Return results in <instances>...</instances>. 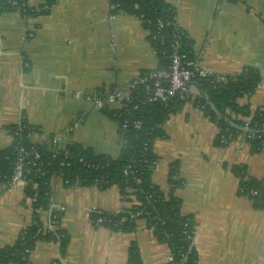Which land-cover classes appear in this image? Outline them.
Masks as SVG:
<instances>
[{"label":"crops","instance_id":"obj_1","mask_svg":"<svg viewBox=\"0 0 264 264\" xmlns=\"http://www.w3.org/2000/svg\"><path fill=\"white\" fill-rule=\"evenodd\" d=\"M172 6L175 25L191 41L192 57L216 76L255 70L259 85L237 103L264 107V0H162ZM40 0H27L40 10ZM147 33L133 16L113 14L109 0H58L46 14L0 13V150L12 141L8 128L22 120L36 129L33 144L52 150L71 145L116 159L121 138L116 122L77 92H103L156 68ZM192 95L199 94L191 86ZM156 140L151 180L169 193L170 165L178 164L181 185L173 190L183 216L192 217L197 264H264V210L240 195V180L264 181V151L251 154L241 139L216 147V127L192 100L170 116ZM56 138L54 143L52 138ZM50 208L39 213L44 232L61 231L63 253L54 241H38L27 264H129L137 248L140 264H168L170 253L138 222L130 233L90 222V212L118 213L124 203L116 187L66 186L52 177ZM53 214L57 220L51 223ZM23 185L0 188V249L12 246L33 224Z\"/></svg>","mask_w":264,"mask_h":264},{"label":"trees","instance_id":"obj_2","mask_svg":"<svg viewBox=\"0 0 264 264\" xmlns=\"http://www.w3.org/2000/svg\"><path fill=\"white\" fill-rule=\"evenodd\" d=\"M42 1L40 10L35 12L28 8L27 0H0V13L18 11L25 17L46 14L58 2ZM109 1L113 14L130 15L141 23L147 33V41L155 51V70L167 68L171 44L175 39L179 41L183 60L192 59L191 41L175 25V12L171 5L162 0ZM159 22L163 24L161 29H158ZM192 85L199 92V97L192 100L193 104L216 127V147H225L241 139L251 154L264 151V107L251 109L237 103L243 96L252 94L259 85L255 70L245 68L235 77H226L225 83L215 82L214 77L206 81L195 79ZM142 100L140 95L139 102ZM190 100L173 98L165 105L140 103L136 109L131 106L117 113H104L118 127L124 121L140 122L139 128L130 125L126 130L118 128L122 146L116 159L94 155L79 145L57 151L52 150L47 142L33 144L30 136L36 129L24 120L18 126L8 128L12 141L6 149L0 150V188L8 185L20 149L28 152L36 149L39 159H29L31 163L25 164L22 177L24 197L31 201L34 223L20 233L12 246L0 249V264H27L28 256L38 241H54L63 253L67 243L64 234L59 230L44 232L39 221V213L50 208L49 184L52 177H59L66 186L76 183L79 186L97 185L101 190L116 187L122 201L129 207L118 213L93 214L92 221L100 217L103 220L100 227L120 233L132 232L142 221L152 236L167 246L171 258L168 264H197L193 243L195 223L192 217L181 214L180 200L173 195V190L181 185L177 179L178 164L173 163L169 168V193L161 191L151 180L157 162L153 145L156 140L164 138L166 120L178 114ZM231 171L240 180V195L249 198L254 208L264 210V181L245 178L241 167H232ZM53 216L57 220V214ZM128 262L140 264L133 244L128 251Z\"/></svg>","mask_w":264,"mask_h":264},{"label":"built area","instance_id":"obj_3","mask_svg":"<svg viewBox=\"0 0 264 264\" xmlns=\"http://www.w3.org/2000/svg\"><path fill=\"white\" fill-rule=\"evenodd\" d=\"M40 1V5H42L43 1ZM242 1L236 0V2ZM162 27L163 24L159 22L158 29ZM179 50V41L175 39L171 44V51L168 55L169 64L166 69L158 71L154 69L144 72L126 84L115 86L103 92H77L74 94V98L91 103L95 110L102 114L117 113L124 109L127 110L131 106L133 109H136L140 103L165 105L173 98H190L194 100L199 97V94L192 95L190 92V88L195 79L206 81L215 77V82L225 83L224 77L216 76L206 70L197 58L192 57L190 60H183L184 57L180 55ZM153 52L155 55V51ZM140 95L144 99L142 102H139ZM129 125L133 128H139L140 122L124 121L118 128L126 130ZM55 141V137L51 139L52 143ZM19 152L20 155L16 160L14 173L8 181V185L21 184L24 186L22 177L25 164L31 163L29 161L30 158L33 161L39 159V154L36 149L30 152L20 149ZM26 159L28 160L27 162H25ZM79 162H82V160L80 159ZM61 165L64 164L62 163ZM74 185L78 184L76 183ZM100 213V211H92L89 215L90 222L98 227H100L103 220L97 217L95 221H92L91 216L93 214L100 216ZM55 220L56 218L52 217L51 223L55 222Z\"/></svg>","mask_w":264,"mask_h":264}]
</instances>
